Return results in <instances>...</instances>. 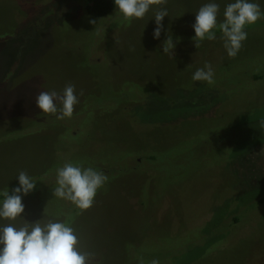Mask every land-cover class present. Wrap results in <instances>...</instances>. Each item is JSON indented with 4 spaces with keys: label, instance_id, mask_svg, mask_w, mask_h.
<instances>
[{
    "label": "rangeland",
    "instance_id": "374dc122",
    "mask_svg": "<svg viewBox=\"0 0 264 264\" xmlns=\"http://www.w3.org/2000/svg\"><path fill=\"white\" fill-rule=\"evenodd\" d=\"M207 2L166 0L128 22L114 9L90 16L83 1L0 0V191L26 172L36 188L23 218L68 223L94 264H264V18L235 57L221 33L196 49L191 25ZM216 2L219 24L232 0ZM160 8L169 16L154 40ZM206 63L213 83L193 81ZM68 84L72 117L37 116L39 93ZM109 160L121 172L105 174L89 209L52 195L65 163Z\"/></svg>",
    "mask_w": 264,
    "mask_h": 264
},
{
    "label": "clouds",
    "instance_id": "9594fccd",
    "mask_svg": "<svg viewBox=\"0 0 264 264\" xmlns=\"http://www.w3.org/2000/svg\"><path fill=\"white\" fill-rule=\"evenodd\" d=\"M114 12L123 20L131 22L133 19H143L153 5L164 4L166 0H113ZM264 0H232L224 7L223 20L219 24L217 18L220 4L216 0H208L195 13L193 46L197 49L205 41L217 39L215 29L221 32L223 47L229 57H235L246 41L248 33L246 26L253 25L264 18ZM168 10L160 8L154 16L155 28L152 33L154 40H159L164 28L163 20L168 17ZM93 23H95L93 21ZM179 40H177V43ZM176 44L172 36L163 42L162 51L165 54L174 52ZM214 70L206 63L197 69L193 81L213 83ZM75 86L68 84L62 93L55 90L41 91L36 97L37 116L58 114L57 119L71 118L74 105L78 103ZM264 128V120L259 122ZM18 186L11 194L0 192V264H94L96 254L80 251L79 239L73 227L68 223L48 219L28 221L23 218L25 205L23 198L33 192L36 182L26 172L17 176ZM108 177L92 167H83L71 162L65 163L56 171V186L52 195L72 203L81 211L89 209L94 198L107 182ZM20 218L24 222L17 226ZM151 264H159L153 259Z\"/></svg>",
    "mask_w": 264,
    "mask_h": 264
},
{
    "label": "trees",
    "instance_id": "16d2710c",
    "mask_svg": "<svg viewBox=\"0 0 264 264\" xmlns=\"http://www.w3.org/2000/svg\"><path fill=\"white\" fill-rule=\"evenodd\" d=\"M75 1H83V7L85 9V12L93 17L96 18H104L106 16H108L110 14V12L114 9V2L113 0H75ZM217 31V30H216ZM216 33H221L218 29V31ZM94 109H104V106L101 105H96L94 106ZM113 108V107H111ZM111 108H109L107 110V112L111 111ZM119 108V106L114 107V109ZM102 109V111H103ZM97 111V110H96ZM55 124H59L60 126H62L61 122H53ZM148 159V158H147ZM131 156H125V158L123 159V161H125V164H127L129 166L130 169H133L131 167ZM142 160V159H140ZM152 160L154 161L155 159L153 157H149V161ZM144 161V160H142ZM119 168V169H118ZM120 169H122V166H119L117 164H110V160H109V164L108 167H105L103 169H99V171L103 172L104 174H116L121 172ZM8 191V190H5ZM3 192V191H0ZM35 192V191H34ZM9 193L11 194V191H9ZM3 199V196H0V200Z\"/></svg>",
    "mask_w": 264,
    "mask_h": 264
}]
</instances>
